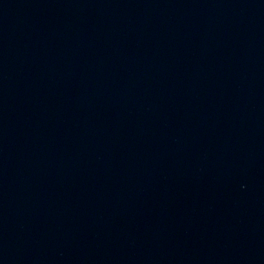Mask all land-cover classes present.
<instances>
[{
    "label": "water",
    "instance_id": "95a60500",
    "mask_svg": "<svg viewBox=\"0 0 264 264\" xmlns=\"http://www.w3.org/2000/svg\"><path fill=\"white\" fill-rule=\"evenodd\" d=\"M0 264H264V0H0Z\"/></svg>",
    "mask_w": 264,
    "mask_h": 264
}]
</instances>
